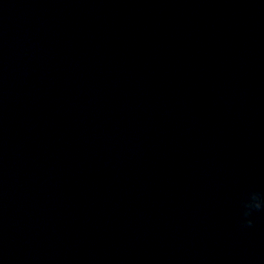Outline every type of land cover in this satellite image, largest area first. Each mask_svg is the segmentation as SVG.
<instances>
[{
  "label": "clouds",
  "instance_id": "clouds-1",
  "mask_svg": "<svg viewBox=\"0 0 264 264\" xmlns=\"http://www.w3.org/2000/svg\"><path fill=\"white\" fill-rule=\"evenodd\" d=\"M261 212H264V194L253 191L242 202L241 226L252 228L255 213Z\"/></svg>",
  "mask_w": 264,
  "mask_h": 264
}]
</instances>
